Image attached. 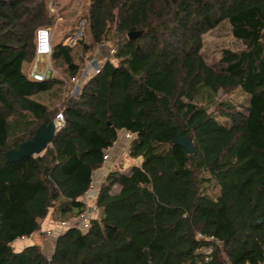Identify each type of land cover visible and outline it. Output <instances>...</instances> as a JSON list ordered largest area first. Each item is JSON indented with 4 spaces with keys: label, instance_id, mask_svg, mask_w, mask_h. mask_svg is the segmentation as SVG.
<instances>
[{
    "label": "trees",
    "instance_id": "trees-1",
    "mask_svg": "<svg viewBox=\"0 0 264 264\" xmlns=\"http://www.w3.org/2000/svg\"><path fill=\"white\" fill-rule=\"evenodd\" d=\"M48 2L0 0V264H264V0H90L84 52L114 27L117 63L103 62L58 108L35 97L60 81L24 71L37 30L53 24ZM221 24L243 46L208 64L202 37ZM50 59L70 79L80 72L61 42ZM235 90L248 96L245 114L220 103L223 122L196 104ZM58 114L64 124L45 151L4 164ZM120 133L141 164L105 175L87 229L58 233L50 257L37 245L14 250L50 210L57 222L84 213L80 199ZM178 133L192 155L173 143Z\"/></svg>",
    "mask_w": 264,
    "mask_h": 264
},
{
    "label": "rangeland",
    "instance_id": "rangeland-1",
    "mask_svg": "<svg viewBox=\"0 0 264 264\" xmlns=\"http://www.w3.org/2000/svg\"><path fill=\"white\" fill-rule=\"evenodd\" d=\"M46 6L49 15L53 17V24L49 28L52 35V45L61 42L62 45L66 46L68 44V38L73 36L76 32V27H78L80 22L87 17L90 0H49L48 5ZM113 29L114 27H112V33ZM112 33L102 44L94 45L90 51L84 52V45L90 43V36L85 27V31L83 30V34L80 38L81 41L78 40L75 46L70 47L74 55V61L80 69L78 75L73 79L69 78L65 69L63 71L61 65H55L52 62L50 63V57L40 58L35 55L24 68L28 77H30L32 72L46 74L52 69L53 72L49 75V78L54 77L60 81V83L54 85L48 92L37 95L35 98L50 108L60 106L67 97L76 98L81 84L87 79L86 74L89 75L90 73H94L91 69H96V67H99L105 61H110L112 64L117 63V61L112 58V49L114 48ZM202 44L201 53L208 64L216 63L220 59L224 50L239 51L243 46L239 41L232 38L227 24H221L216 29L204 34L202 37ZM247 99L248 96L239 90H235L231 93L219 91L213 97L200 96L196 100V104L206 109L207 113H211L218 121L223 122V119L217 114L218 110H216V105L220 103L231 104L236 107L238 112L245 114ZM122 134L120 133V139L110 150V158L104 164L105 167L103 168V173L95 174L93 176L91 188L98 187V182L103 180L108 172L120 170L121 173H128L129 167L132 165H140L138 162L140 159L137 160L138 158H131L128 156L127 153L130 139H125ZM203 177H207V175ZM203 187L209 195L215 196L217 194V190L212 188V184H203ZM117 191L118 189L115 188L111 193H116ZM52 215L53 211L50 210L47 217L42 222L44 226L41 224L43 227L40 231L44 232L41 234L36 233L28 242H25L24 240L16 241L12 245L13 249L16 251L20 250V248L24 247L31 241L32 243H38L40 248L45 245L46 250L48 251L50 249L51 251L55 233L60 232L63 229L61 227V222L54 221ZM93 216H97V213L95 212ZM201 251L207 254L210 252V249L204 248Z\"/></svg>",
    "mask_w": 264,
    "mask_h": 264
},
{
    "label": "built area",
    "instance_id": "built-area-1",
    "mask_svg": "<svg viewBox=\"0 0 264 264\" xmlns=\"http://www.w3.org/2000/svg\"><path fill=\"white\" fill-rule=\"evenodd\" d=\"M85 26V20H82L78 27H76V32L73 34V36L68 38V44L66 46L73 47L77 44L78 40H80L83 30ZM52 51V35L49 28H41L37 30L35 35V55L36 57H50ZM94 73H97L99 68L96 67V69H91ZM89 72V71H88ZM49 73H34L32 72L30 74V78L35 82H43L47 77H49ZM86 73V72H85ZM88 76V74H86ZM55 125L57 129H60L64 122L61 114L56 115L55 117ZM125 139H130L131 135L128 133L124 134ZM109 155V156H108ZM105 161H108L110 158V150L105 153ZM90 186L89 190L81 197L80 201L85 207L84 213H82L79 218L76 220H72L70 222H61V227L63 229H66L70 226L72 223H77L76 227L80 230H86L88 227V219L89 217L96 212L95 207V200L97 197V191L98 187L91 188ZM82 230V231H83Z\"/></svg>",
    "mask_w": 264,
    "mask_h": 264
},
{
    "label": "water",
    "instance_id": "water-1",
    "mask_svg": "<svg viewBox=\"0 0 264 264\" xmlns=\"http://www.w3.org/2000/svg\"><path fill=\"white\" fill-rule=\"evenodd\" d=\"M138 36H140V33H130L128 34V39L133 40ZM58 131L59 129H57L55 122H51L48 125H40L35 130L32 139L19 144L16 148L10 149L3 154L4 164L15 163L35 155H40L45 151ZM173 143L182 148L187 155L194 153L192 142L187 136H182L178 133L173 139Z\"/></svg>",
    "mask_w": 264,
    "mask_h": 264
},
{
    "label": "crops",
    "instance_id": "crops-1",
    "mask_svg": "<svg viewBox=\"0 0 264 264\" xmlns=\"http://www.w3.org/2000/svg\"><path fill=\"white\" fill-rule=\"evenodd\" d=\"M44 58H49V57H44ZM49 61H50V63H51V59H50V58H49ZM50 69H51V67H50ZM49 72H50V73H49V75H50V74L53 72V70L51 69V70H49ZM137 158H138L137 160L140 159L138 162H139V164H141V160H142V158H141V157H137ZM137 166H139V165H137ZM104 167H105V165L103 166V168H104ZM103 168H102L101 170L97 171L95 174H101V173H103V170H104ZM95 174H94V175H95ZM104 177H105V176H104ZM98 178H99V177H98ZM98 178H97V179H98ZM103 179H104V178H103ZM101 181H103V180H101ZM101 181H100V182H101ZM100 182H98V184H100ZM114 187H115L116 189H118V191H117L116 193H112V194H117V193L119 192L120 188H119L118 186H113L112 189H111V191H112L113 189H115ZM42 225H43V224H42ZM42 225H41V228L44 226V225H43V226H42ZM62 231H63V229H62ZM62 231H60V232H62ZM42 232H44V231H40V232H38V234H41ZM60 232H56V233H55V236H56L58 233H60ZM21 240H24L25 242H28L29 240H31V238H30V239H21ZM18 241H19V240H18ZM44 241H45V240H44ZM43 243H45V242H43ZM29 245H37V246H40L38 243H32V242L30 241V243L26 244L24 247H27V246H29ZM43 245H44V244H43ZM24 247L20 248V250L23 249ZM41 250H42V252H43V254H44L45 256L50 257L51 254H52V252H53V247H51V251H50V249L47 251V250H46V247H45V245H44V246L41 247ZM17 251H19V250H17Z\"/></svg>",
    "mask_w": 264,
    "mask_h": 264
}]
</instances>
